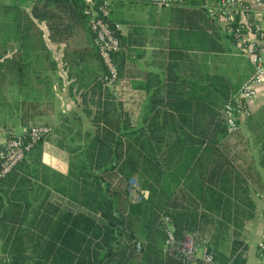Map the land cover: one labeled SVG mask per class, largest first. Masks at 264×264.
<instances>
[{
	"label": "trees",
	"instance_id": "obj_1",
	"mask_svg": "<svg viewBox=\"0 0 264 264\" xmlns=\"http://www.w3.org/2000/svg\"><path fill=\"white\" fill-rule=\"evenodd\" d=\"M39 1L34 16L52 29L66 24L63 14L88 25L83 0H44L52 10ZM11 19L32 22L0 4V26ZM104 73L103 66V82ZM151 75L149 85L159 88ZM187 88L147 97L139 115L123 109L114 89L86 113L92 127L74 131L75 145L53 139L67 153L65 172L42 160L41 140L0 177V264H200L164 251L162 214L178 241L192 235L214 264H245L242 235L256 219L255 203L246 177L219 149L232 93L219 76L207 88ZM130 179L139 200L130 197Z\"/></svg>",
	"mask_w": 264,
	"mask_h": 264
},
{
	"label": "crops",
	"instance_id": "obj_2",
	"mask_svg": "<svg viewBox=\"0 0 264 264\" xmlns=\"http://www.w3.org/2000/svg\"><path fill=\"white\" fill-rule=\"evenodd\" d=\"M109 1L110 20L121 41L115 88L102 81L103 64L87 24L63 14L66 24L52 29L34 16L35 0H0L10 5L11 13L25 11L33 23L11 19L0 26V139L8 133L21 135L33 125L51 126L53 137L44 139L42 160L62 172L66 166L59 169L48 158L67 157L53 139L77 142L74 131L92 127L86 113L95 111L97 101L112 90L122 97L125 111L139 115L147 97L178 95L193 84L207 88L210 76L221 77L233 94L253 70L230 39L226 21L213 14L206 0L163 7ZM245 2L263 23L264 4ZM36 4L55 8L44 0ZM151 74L156 75L159 88L149 85ZM219 149L246 177L255 203L256 219L242 235L248 245L245 264H264L256 251L264 234V79L247 102L246 114L238 117L236 131L227 134Z\"/></svg>",
	"mask_w": 264,
	"mask_h": 264
},
{
	"label": "built area",
	"instance_id": "obj_3",
	"mask_svg": "<svg viewBox=\"0 0 264 264\" xmlns=\"http://www.w3.org/2000/svg\"><path fill=\"white\" fill-rule=\"evenodd\" d=\"M157 7L183 4L185 0H127ZM213 14L226 21V31L236 45L239 53L252 65V73L241 83L231 98L224 104L223 113L227 133H233L238 127V117L246 114L247 102L254 98L255 87L264 79V22L252 15L246 0H206ZM256 6L264 0H251ZM87 23L93 35V44L105 69L104 84L115 87L119 79V68L115 54L120 51L121 41L115 25L111 23V5L109 0L88 1L84 9ZM52 132L45 124L26 128L21 135L8 133L0 139V177L13 171L26 157L27 153ZM139 188L135 179H130V197L139 200ZM158 225L164 232V251L175 252L182 258L200 264H214V257L205 247L197 244L192 235L187 234L181 241L176 239L174 225L168 215L160 216ZM259 257L264 258V234L256 244Z\"/></svg>",
	"mask_w": 264,
	"mask_h": 264
},
{
	"label": "rangeland",
	"instance_id": "obj_4",
	"mask_svg": "<svg viewBox=\"0 0 264 264\" xmlns=\"http://www.w3.org/2000/svg\"><path fill=\"white\" fill-rule=\"evenodd\" d=\"M54 133V131L52 130V133H50V135H48L46 138H45V141H48L49 140V138H51L50 136H52V134ZM53 137V136H52ZM63 143L64 144H70V145H75L77 142H72V141H70V142H68V140H66V138H65V140H63ZM50 155V154H49ZM48 158H49V160L50 161H52V163L55 165V166H57V167H59V169H62V168H64V166H65V162H63L61 159H58V158H55V157H53V156H48Z\"/></svg>",
	"mask_w": 264,
	"mask_h": 264
}]
</instances>
